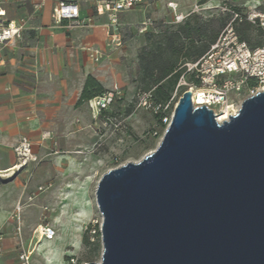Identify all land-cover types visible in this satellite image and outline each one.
<instances>
[{
	"label": "water",
	"instance_id": "95a60500",
	"mask_svg": "<svg viewBox=\"0 0 264 264\" xmlns=\"http://www.w3.org/2000/svg\"><path fill=\"white\" fill-rule=\"evenodd\" d=\"M216 115L183 91L157 146L103 173L85 264H264V89Z\"/></svg>",
	"mask_w": 264,
	"mask_h": 264
},
{
	"label": "crops",
	"instance_id": "0c3cea01",
	"mask_svg": "<svg viewBox=\"0 0 264 264\" xmlns=\"http://www.w3.org/2000/svg\"><path fill=\"white\" fill-rule=\"evenodd\" d=\"M58 1L0 0V18L23 24L21 37L0 49V173L7 172L0 175V264H17L19 251L31 250L34 247L30 241L34 237L36 242L40 239L35 229L50 225L38 223L41 212L38 207L32 208L30 217L27 207L18 203L24 193L22 178L26 169L25 166L15 169L17 156L13 147L22 136L30 139L33 153H37L38 143L54 141L67 147L74 144L95 117L88 100L78 103L86 76H95L106 89L118 87L112 75L123 45L112 43L105 32L108 15L101 6L104 0H70L78 4L80 16L90 20L88 26L72 29L64 26L65 20L54 21L52 9ZM167 1L144 0L140 6L121 12L119 22L129 12L139 16L138 23L146 17L156 20L165 14L172 19ZM174 1L178 11L186 13L202 0ZM201 3L216 9L220 0ZM91 49L101 52L98 61L91 58ZM47 131L54 137L43 136ZM29 221L35 223L33 228Z\"/></svg>",
	"mask_w": 264,
	"mask_h": 264
},
{
	"label": "rangeland",
	"instance_id": "374dc122",
	"mask_svg": "<svg viewBox=\"0 0 264 264\" xmlns=\"http://www.w3.org/2000/svg\"><path fill=\"white\" fill-rule=\"evenodd\" d=\"M224 1L237 5L243 11L250 5L247 3L249 0H241L240 3L220 0V5ZM215 11V8L206 9L203 16L213 17ZM138 19L136 13L129 12L122 15L120 21L123 22L119 29L123 47L117 56L112 79L120 88L121 95L110 109L112 115L122 121L121 126L114 129L109 123L103 124L102 117L96 116L74 144H67V147L52 141L38 143L37 153L31 149L36 158L25 165L22 178L24 193L18 203L27 207L28 216L33 207H38L41 211L38 223H48L56 230L49 241L39 239L36 242V237L30 241L34 247L32 264H64L70 254L87 260L88 246L83 243L86 231L91 239L99 232L97 236L101 242L102 215L95 196L100 177L112 167L139 160L157 146L163 135L164 131L153 134L156 127L152 113L137 107L138 89L134 79L138 71L137 54L147 43V33L164 29L172 24V19L167 14L158 17L145 31L140 30ZM256 31L252 29L253 39H257ZM231 99L234 100V108H238L244 98L232 93ZM49 136L54 137L47 131L46 138ZM28 224L35 226L32 221ZM98 260L100 255L94 261Z\"/></svg>",
	"mask_w": 264,
	"mask_h": 264
},
{
	"label": "built area",
	"instance_id": "2783aa9c",
	"mask_svg": "<svg viewBox=\"0 0 264 264\" xmlns=\"http://www.w3.org/2000/svg\"><path fill=\"white\" fill-rule=\"evenodd\" d=\"M253 1L254 3L248 5L244 11L233 9L224 2L217 6L220 11L230 13V19L203 55L195 61L183 64L184 72L177 80L166 103L162 105L154 102L151 99L150 92L138 93L137 107H142L152 113L170 110L169 114L162 116V122L165 124L163 131H165L171 121L173 110L179 97L187 89L191 91V99L194 106L206 105L211 108L214 114H217V120L223 110H226L228 115L237 112L239 107L234 108L235 103L231 99L232 93L246 98L264 89V45L251 48L247 41L240 38L235 28L238 22L246 20L262 29L264 35V0ZM143 2L144 0H104L101 2V6L108 15V21L105 23V32L112 43L115 45H120L121 43L119 14L138 7ZM166 4L173 12L172 23L181 22L190 14H201L206 9L212 8L209 5L196 2L189 11L183 13L178 11L176 1L168 0ZM52 17L57 23L65 20L64 26L68 29L85 27L90 24L89 19L80 16L78 4L70 0H59L53 6ZM139 24L140 30L145 31L151 28L153 19L146 17ZM22 30L23 24L21 21L0 18V48L10 40L21 37ZM90 56L93 60L98 61L102 54L98 49H91ZM186 73L192 75V80H187ZM251 81L254 82L251 83ZM120 95V88L114 87L102 95L88 99L87 103L96 117ZM102 123H109L113 125L114 129H117L121 126L122 121L114 116L106 115L102 117ZM46 134L47 132L43 136H46ZM154 134H156V131H154ZM13 149L17 156V163L14 165L17 170L36 158L32 154V143L27 136H22ZM6 174V171L0 173V175ZM19 209L20 205L18 204L16 205V210L18 211ZM35 231H37L40 239H52L56 234L55 228L47 224L39 225V229H35ZM16 233H20L19 224L16 227ZM33 251L34 248L31 250L21 249L17 255V264H32L31 255ZM85 263V261H79L76 254H70L64 262V264Z\"/></svg>",
	"mask_w": 264,
	"mask_h": 264
},
{
	"label": "trees",
	"instance_id": "16d2710c",
	"mask_svg": "<svg viewBox=\"0 0 264 264\" xmlns=\"http://www.w3.org/2000/svg\"><path fill=\"white\" fill-rule=\"evenodd\" d=\"M224 3L233 9L241 10L237 5L227 1ZM215 10L217 11L212 14L213 17L205 18L203 13H193L181 22L172 23L164 29L147 33V43L137 54L138 71L134 81L138 93L150 92L154 102L162 105L167 102L177 80L184 72L183 64L195 61L203 55L230 19V13L221 12L218 8ZM235 28L240 38L247 41L251 48L264 45L263 31L259 27L242 20L236 24ZM252 29L257 30V39H253ZM186 78L190 81L193 77L186 73ZM253 82L251 81V83ZM106 91L107 89L95 76L88 74L80 92L78 103L102 95ZM118 97L113 100L109 107L115 103ZM109 107L103 109L98 116H113ZM169 113L170 110L152 113L154 128L157 129L152 130L153 134L154 131L158 134L164 130L165 124L162 122V116ZM98 234L99 232L95 234L94 239H91L88 230L86 231L83 236V243L88 246V251L85 254L87 260L78 258L79 261H94L101 254L102 245ZM68 257L69 255L66 259Z\"/></svg>",
	"mask_w": 264,
	"mask_h": 264
},
{
	"label": "bare ground",
	"instance_id": "6f19581e",
	"mask_svg": "<svg viewBox=\"0 0 264 264\" xmlns=\"http://www.w3.org/2000/svg\"><path fill=\"white\" fill-rule=\"evenodd\" d=\"M236 111V109H235ZM228 112L226 110H223L218 118L219 121L225 120L228 118Z\"/></svg>",
	"mask_w": 264,
	"mask_h": 264
}]
</instances>
